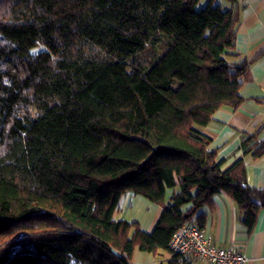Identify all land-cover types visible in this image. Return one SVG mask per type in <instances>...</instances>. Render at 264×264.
I'll return each mask as SVG.
<instances>
[{
    "label": "trees",
    "instance_id": "trees-1",
    "mask_svg": "<svg viewBox=\"0 0 264 264\" xmlns=\"http://www.w3.org/2000/svg\"><path fill=\"white\" fill-rule=\"evenodd\" d=\"M239 21L237 0H0V264H135V247L157 256L183 224L204 228L221 191L253 230L264 188L201 130L243 101ZM240 147L258 157L264 140ZM125 192L161 206L150 232L115 217Z\"/></svg>",
    "mask_w": 264,
    "mask_h": 264
},
{
    "label": "crops",
    "instance_id": "crops-1",
    "mask_svg": "<svg viewBox=\"0 0 264 264\" xmlns=\"http://www.w3.org/2000/svg\"><path fill=\"white\" fill-rule=\"evenodd\" d=\"M240 21L235 36V46L241 57L252 60L247 79L239 94L243 97L235 109L220 107L210 121L201 128L211 137L209 149H215L222 167L244 156L246 181L250 186L264 188V153L253 157L243 155L240 147L242 133H256L264 140V0H237ZM248 145H253L249 142ZM204 229L213 242L221 247L234 244L246 256V264H264V210L258 214L255 226L248 232L239 219L234 201L225 193L213 195V207H203ZM161 206L141 195L125 192L121 195L115 217L136 221L143 231L150 232L160 214ZM171 257L168 251L158 255L134 248L135 264H159ZM186 264H209L198 257H186Z\"/></svg>",
    "mask_w": 264,
    "mask_h": 264
},
{
    "label": "built area",
    "instance_id": "built-area-1",
    "mask_svg": "<svg viewBox=\"0 0 264 264\" xmlns=\"http://www.w3.org/2000/svg\"><path fill=\"white\" fill-rule=\"evenodd\" d=\"M169 253L180 257H198L209 264H246V256L234 244L216 245L204 228L183 224L169 241Z\"/></svg>",
    "mask_w": 264,
    "mask_h": 264
},
{
    "label": "rangeland",
    "instance_id": "rangeland-1",
    "mask_svg": "<svg viewBox=\"0 0 264 264\" xmlns=\"http://www.w3.org/2000/svg\"><path fill=\"white\" fill-rule=\"evenodd\" d=\"M203 4V3H202ZM152 41L137 54L136 60L142 65L143 69L149 68L161 55L163 46L166 42V36L162 33L156 34ZM73 264H81L75 261Z\"/></svg>",
    "mask_w": 264,
    "mask_h": 264
}]
</instances>
